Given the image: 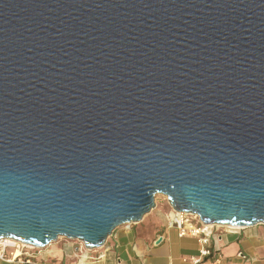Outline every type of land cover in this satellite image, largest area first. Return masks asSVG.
Instances as JSON below:
<instances>
[{"label":"water","instance_id":"95a60500","mask_svg":"<svg viewBox=\"0 0 264 264\" xmlns=\"http://www.w3.org/2000/svg\"><path fill=\"white\" fill-rule=\"evenodd\" d=\"M159 196L264 225V0H0V242L101 249Z\"/></svg>","mask_w":264,"mask_h":264},{"label":"crops","instance_id":"0c3cea01","mask_svg":"<svg viewBox=\"0 0 264 264\" xmlns=\"http://www.w3.org/2000/svg\"><path fill=\"white\" fill-rule=\"evenodd\" d=\"M172 216V207L162 199L140 222L117 229L101 249L88 250L82 243L59 238L35 251L32 264H195L192 259L201 245L195 237H180L171 225ZM207 246L221 253L226 264H264V225L221 227ZM0 264L24 263L0 260ZM198 264H211V260Z\"/></svg>","mask_w":264,"mask_h":264},{"label":"built area","instance_id":"2783aa9c","mask_svg":"<svg viewBox=\"0 0 264 264\" xmlns=\"http://www.w3.org/2000/svg\"><path fill=\"white\" fill-rule=\"evenodd\" d=\"M171 225L177 229L180 237L191 236L198 239L201 246L199 255L192 259L195 264L200 263L203 259H210L211 264H226L225 258L221 253L213 251L207 246L212 234L222 226L206 225L194 214L185 212L180 213L174 210ZM126 227H129V225ZM37 250L39 249L13 240H2L0 242V260L9 263L19 262L32 264L37 257L35 254Z\"/></svg>","mask_w":264,"mask_h":264},{"label":"rangeland","instance_id":"374dc122","mask_svg":"<svg viewBox=\"0 0 264 264\" xmlns=\"http://www.w3.org/2000/svg\"><path fill=\"white\" fill-rule=\"evenodd\" d=\"M162 199H165L163 196H159L157 199H156V207H157V202H161V200ZM166 202L168 203V201L166 200ZM156 209V208H155ZM63 238V237H62ZM70 241H72V242H76L77 244H80L81 242H79V241H76V240H70Z\"/></svg>","mask_w":264,"mask_h":264}]
</instances>
